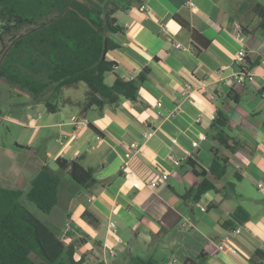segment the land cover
Here are the masks:
<instances>
[{"label":"crops","instance_id":"crops-1","mask_svg":"<svg viewBox=\"0 0 264 264\" xmlns=\"http://www.w3.org/2000/svg\"><path fill=\"white\" fill-rule=\"evenodd\" d=\"M254 1L138 0L118 9L121 30L112 34L118 46L106 54L115 66L104 77L111 84L116 75L130 79L147 68L134 100L121 96L114 105L82 112L84 97L66 95L82 87L85 96L86 85L79 83L64 89L65 103L51 112L28 90L0 77V119L15 125L8 129L10 138L0 137V185L25 190L43 165L53 168L60 177L58 201L42 221L59 236L65 233V242L76 243L77 253L85 255L82 264H138L135 258L183 264L200 255V264L263 262L264 202L251 193L256 188L264 194L257 186L264 176V82L260 76L240 84L233 78L240 48L248 68L264 70V32L243 33L258 23ZM175 14L209 40L205 49L195 51ZM217 107L228 116V132L243 143L223 152L233 177L238 172L241 179L235 194L224 198L208 191L198 202H185L180 195L196 180L186 159L208 167L210 149L218 148L208 133ZM131 142L139 146L134 154L128 152ZM57 158L77 159L98 182L80 186L58 168ZM226 181L224 176L217 183ZM237 205L250 216L238 235H230L228 243L238 250L233 254L218 244ZM168 209L181 220L161 233L159 220ZM84 211L93 222L82 217Z\"/></svg>","mask_w":264,"mask_h":264},{"label":"trees","instance_id":"trees-1","mask_svg":"<svg viewBox=\"0 0 264 264\" xmlns=\"http://www.w3.org/2000/svg\"><path fill=\"white\" fill-rule=\"evenodd\" d=\"M104 1V0H102ZM76 0H0V77L8 83L28 90L34 99L43 101L48 111H56L65 103L63 91L84 83L87 87L80 104L82 112L92 107L102 109L114 105L121 96L136 99L138 89L146 79L144 68L130 79L115 76L111 84L105 82V73L113 71L115 61L106 54L118 44L112 34L121 30L114 13L123 6L115 1L105 2L103 9L93 6L85 13L89 23L72 15ZM252 14L258 19L252 29H243L248 35L256 30L264 32V2L255 0ZM176 21L190 32L196 52L209 43L200 32L175 14ZM236 99L235 96H233ZM55 100V101H54ZM227 114L216 108L211 122L210 136L218 144L211 148L208 167L191 158L190 166L196 177L194 184L180 196L185 202H198L208 191L227 197L235 193L236 181L241 179L235 172L236 181L218 185L228 169V157L224 151L234 152L243 143L228 132ZM18 147L29 150L27 146ZM59 169L80 186L87 188L98 182L91 168L83 167L77 159L57 158ZM60 177L48 165H43L29 181L25 190L0 185V264H82L84 254L77 253L75 242H65L47 224L29 211L22 203L25 198L43 213H49L58 201ZM249 212L237 205L224 226L233 228L249 219ZM82 217L93 222L94 216L84 211ZM181 217L168 209L159 220L161 233H167L179 223ZM264 253L260 250V258ZM187 258L183 264H200ZM264 258V257H263ZM138 264H154L153 260L135 258Z\"/></svg>","mask_w":264,"mask_h":264},{"label":"rangeland","instance_id":"rangeland-1","mask_svg":"<svg viewBox=\"0 0 264 264\" xmlns=\"http://www.w3.org/2000/svg\"><path fill=\"white\" fill-rule=\"evenodd\" d=\"M76 1L77 2H76L75 6L73 7V9L71 11L72 15L79 17V20L84 22V25H86V23H89L88 20L86 19V16H85L86 11L91 9L93 6H98L100 9H103V7L105 5V2H107L108 0H104V1H102V0H76ZM113 1H115L119 6H124L127 3H135L138 0H113ZM262 1H264V0H262ZM0 24H1V22H0ZM83 84L84 83H81L82 86H85V84L84 85ZM83 88H87V87L85 86ZM70 93L72 95H74L73 97L76 98V99H83V97H84V93H83L82 87L77 89V90H75V91H71V92L69 91L68 93H66V95L70 94ZM40 104L43 105L42 103H40ZM14 126L15 125H12L10 120H8V119H0V137L3 136V134H5L6 136H9V134L7 133L8 129L13 132V130L15 129ZM9 138H10V136H9ZM6 142H9V140H7ZM62 171H64V170H62ZM232 173H233L232 172V165H229V168H228V170H227V172L225 174V178H227V180H230V181H236L235 178L233 177ZM261 179L264 182V176ZM254 192H257V193L255 194ZM251 194L260 197L262 199V202H264V194L261 193V191L259 192V191H257L256 188H254V190L252 191ZM21 201H22V203L26 206V208L29 211H31L32 213L37 214V217L40 220H46V213H43L39 209H37V207L33 203L28 201L25 198V196H22ZM248 201H249V199L247 200V202Z\"/></svg>","mask_w":264,"mask_h":264},{"label":"built area","instance_id":"built-area-1","mask_svg":"<svg viewBox=\"0 0 264 264\" xmlns=\"http://www.w3.org/2000/svg\"><path fill=\"white\" fill-rule=\"evenodd\" d=\"M244 56H245V50L244 48H240V50L237 52L235 60L236 62H238L240 64V67L237 71H235L233 78L235 80L236 83L240 84L242 82H244L245 80H250L255 78V76H260L264 82V70L262 71H256L255 69L252 68H248L245 63H244ZM134 77V75L132 76V78ZM158 105H160L159 102H157ZM139 149V146L136 142H131L129 144V148H128V152L130 154H134L135 152H137ZM173 162L175 164H180V159H174ZM159 176H155L154 178H152V180L149 182L150 186H155L158 182ZM257 186L259 189H264V182L261 180L257 183ZM184 226L187 225L186 222L183 223ZM69 228V222H66L65 224V230ZM241 224L230 228L229 229V233H227L226 235L223 236L222 241L218 244V248L220 250H226L229 251L233 254H237L238 250L236 249L235 246H233L232 244H229L228 242H230V235H238L241 232ZM64 230V231H65ZM62 239H64L66 237L65 233L61 234L60 236ZM228 243V244H226ZM107 247V245H106ZM261 251L264 253V244L261 245L260 247ZM110 253L114 254V250L111 248L110 249ZM261 264H264V259L263 262Z\"/></svg>","mask_w":264,"mask_h":264}]
</instances>
